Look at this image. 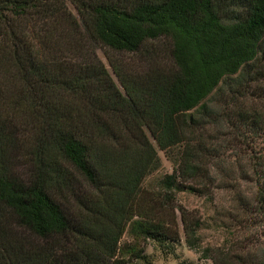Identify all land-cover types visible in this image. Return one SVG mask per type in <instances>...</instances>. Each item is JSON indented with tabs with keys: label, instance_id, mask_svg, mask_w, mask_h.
<instances>
[{
	"label": "trees",
	"instance_id": "16d2710c",
	"mask_svg": "<svg viewBox=\"0 0 264 264\" xmlns=\"http://www.w3.org/2000/svg\"><path fill=\"white\" fill-rule=\"evenodd\" d=\"M96 44L142 71L110 60L122 90ZM158 149L174 171L148 191ZM183 188L264 225V0H0V264L146 262L179 221L197 249ZM245 244L213 264H264Z\"/></svg>",
	"mask_w": 264,
	"mask_h": 264
},
{
	"label": "rangeland",
	"instance_id": "374dc122",
	"mask_svg": "<svg viewBox=\"0 0 264 264\" xmlns=\"http://www.w3.org/2000/svg\"><path fill=\"white\" fill-rule=\"evenodd\" d=\"M165 45L166 47L164 49L166 50L167 48L168 50L169 44L166 43ZM160 47H163V44H160ZM96 53L105 63L111 76L122 90L123 88L113 71L110 60H113L116 63H121L124 66L128 65L134 73L141 72L144 66L139 54L112 52L100 44H96ZM7 107L8 106L5 108L7 112L10 113L7 116H11L10 119H12L14 116H12L9 107ZM15 117L14 121L17 122V125H19L18 127L21 128L20 134L22 136L23 148L22 150H19V153L21 152L23 156L20 155L17 157L18 163L15 164L14 169L25 178L30 173V167L26 155L34 142L36 133L34 127L26 124L27 122L25 118H22L21 116L20 118L17 116ZM171 152H173V150ZM171 152L167 153L166 151L158 149L161 164L145 179V190H158V181L166 174L173 173L175 164L171 157ZM244 155H241L239 159H242V156ZM241 161L242 160H240V162ZM214 193V197H204L193 194L185 188L177 193V201L186 208L189 221L194 224L199 219L201 222V227L197 232L199 237V245L197 246V249L191 248L187 243V234L184 231L183 224L179 221L181 235L179 242L163 244L150 240L143 244V247L146 248V253L148 254V261H136L135 264H213V260L218 257L221 252L225 251V245H230L229 247H233L237 250V244L244 245L245 242V245H247L248 248H252V254L256 256V253H258L259 256L264 257V225L258 223L254 224L248 213V216L242 215L235 204L231 205L230 197L225 192L216 191ZM221 205H225V208H223L226 216H221L219 213ZM232 213L239 216L241 215L240 219L242 221L238 223L237 226L236 222L239 217L235 220L231 215ZM177 214L180 220V213L178 212ZM131 240L127 229L122 242ZM261 248L262 250L259 251ZM238 251H240V249ZM123 260H126V258Z\"/></svg>",
	"mask_w": 264,
	"mask_h": 264
}]
</instances>
